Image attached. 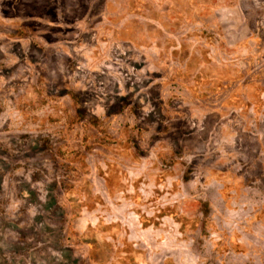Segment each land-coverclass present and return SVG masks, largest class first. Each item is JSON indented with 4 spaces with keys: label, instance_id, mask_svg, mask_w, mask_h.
Listing matches in <instances>:
<instances>
[{
    "label": "rangeland",
    "instance_id": "374dc122",
    "mask_svg": "<svg viewBox=\"0 0 264 264\" xmlns=\"http://www.w3.org/2000/svg\"><path fill=\"white\" fill-rule=\"evenodd\" d=\"M0 264H264V0H0Z\"/></svg>",
    "mask_w": 264,
    "mask_h": 264
},
{
    "label": "trees",
    "instance_id": "16d2710c",
    "mask_svg": "<svg viewBox=\"0 0 264 264\" xmlns=\"http://www.w3.org/2000/svg\"><path fill=\"white\" fill-rule=\"evenodd\" d=\"M203 211H204V215L208 217L210 213V204L208 202L203 203Z\"/></svg>",
    "mask_w": 264,
    "mask_h": 264
}]
</instances>
